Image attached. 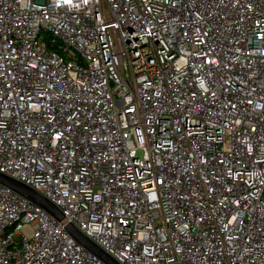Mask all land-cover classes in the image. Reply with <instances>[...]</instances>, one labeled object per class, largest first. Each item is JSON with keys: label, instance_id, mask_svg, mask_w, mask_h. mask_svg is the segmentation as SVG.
<instances>
[{"label": "built area", "instance_id": "2783aa9c", "mask_svg": "<svg viewBox=\"0 0 264 264\" xmlns=\"http://www.w3.org/2000/svg\"><path fill=\"white\" fill-rule=\"evenodd\" d=\"M0 264H264V0H0Z\"/></svg>", "mask_w": 264, "mask_h": 264}, {"label": "water", "instance_id": "95a60500", "mask_svg": "<svg viewBox=\"0 0 264 264\" xmlns=\"http://www.w3.org/2000/svg\"><path fill=\"white\" fill-rule=\"evenodd\" d=\"M0 184L5 185L16 191L17 193L23 195L34 204L38 205L49 214L56 217L58 220L63 219V214L61 213V211L53 203L48 201L45 197H43L31 187L18 182L2 173H0ZM67 230L80 245L84 246L87 250H89L106 264H119L112 257L106 254L101 248H99L83 234H81L73 225H68Z\"/></svg>", "mask_w": 264, "mask_h": 264}]
</instances>
